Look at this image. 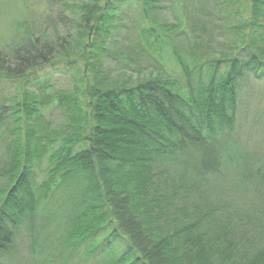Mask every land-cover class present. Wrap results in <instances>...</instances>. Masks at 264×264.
<instances>
[{
    "label": "trees",
    "instance_id": "trees-1",
    "mask_svg": "<svg viewBox=\"0 0 264 264\" xmlns=\"http://www.w3.org/2000/svg\"><path fill=\"white\" fill-rule=\"evenodd\" d=\"M9 45L0 264H264V145L246 131L264 104V0H47ZM66 72L56 131L39 93Z\"/></svg>",
    "mask_w": 264,
    "mask_h": 264
},
{
    "label": "rangeland",
    "instance_id": "rangeland-1",
    "mask_svg": "<svg viewBox=\"0 0 264 264\" xmlns=\"http://www.w3.org/2000/svg\"><path fill=\"white\" fill-rule=\"evenodd\" d=\"M72 3H78L82 0H69ZM209 12H211L209 10ZM47 14V0H0V48H6L7 50L10 48L9 44L16 43L17 41L22 38L23 34L25 33V29L28 27L29 30L37 31L39 27H41L44 23L45 16ZM168 15V14H167ZM168 19L173 21L176 16L174 14H169ZM226 20L221 25H225ZM186 25V24H184ZM193 32V29H189V32ZM195 33L201 34L200 32L195 31ZM217 40H222L221 37H218ZM216 41V40H215ZM22 43V42H20ZM218 42L214 43L217 45ZM149 58V56H147ZM146 58V57H145ZM106 60V59H105ZM161 61V60H160ZM104 69L105 71H109L111 68V61H104ZM155 62V60H154ZM157 63V62H156ZM161 65H157L160 68V71H164L169 76H173L176 78L180 77V69L170 55H167L163 61H161ZM75 74L72 72L66 73H56L53 75L51 80V88L48 91H43L39 93V96L42 97V100H45L46 97L51 96L52 103L50 106L46 107L45 109V120L50 123L56 131L62 129L65 124L66 120L62 117L60 109L57 106L56 100L59 93L67 91L73 92L75 88L74 82ZM256 88L264 89V82L257 83ZM245 90L250 88V84L246 85ZM36 89V88H35ZM17 89L10 87V86H0V104L4 102H13L14 98L16 97ZM253 100V99H252ZM256 100V99H255ZM255 100L251 101L250 103V110H251V117L257 118V124H249V127H246L247 134H251L252 139L254 142H248L250 144L247 145L248 148L250 147H258L259 149L263 148L261 145H264V107H260L259 104L255 102ZM253 121V120H252ZM2 137V131L0 130V140ZM244 136H242L243 138ZM242 145H246L243 140H240ZM5 156V150L2 145H0V165L1 161ZM264 158V156H263ZM264 163V161H263ZM1 167V166H0ZM45 168V167H44ZM46 176V172H43L38 175L39 182L42 181ZM2 180L0 179V189L2 188ZM217 184V183H216ZM221 182H219V185ZM231 185V184H230ZM213 188V186L211 185ZM220 189L213 188V192L215 193H224V185H220ZM227 187V186H226ZM242 197L245 196L244 193L241 194ZM230 194H228L229 199ZM247 200V199H246ZM244 207H248V203L243 202ZM264 210V209H263ZM23 239L21 238L22 244L27 247V238L26 235H22ZM28 252V250H27ZM49 251L45 250L43 255H41L40 259H48L51 258L54 254H48ZM29 256V252L27 254ZM32 259V258H31ZM7 264H18L16 260H9ZM70 264V263H69Z\"/></svg>",
    "mask_w": 264,
    "mask_h": 264
}]
</instances>
